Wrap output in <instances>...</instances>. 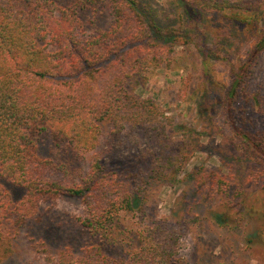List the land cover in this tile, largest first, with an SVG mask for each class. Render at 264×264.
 <instances>
[{
	"label": "trees",
	"instance_id": "16d2710c",
	"mask_svg": "<svg viewBox=\"0 0 264 264\" xmlns=\"http://www.w3.org/2000/svg\"><path fill=\"white\" fill-rule=\"evenodd\" d=\"M177 1L193 32L212 20L206 29L215 56L235 28L260 27L224 97L230 129L224 143L237 152L229 162L222 159L228 173L223 166L187 170L195 147L168 138L161 122L166 110L136 93L144 72L171 66L176 41L194 40L184 29L163 25L139 0H0V263L23 230L40 222L43 207L64 195L80 199L83 211L58 245L56 264H189L182 242L204 202L220 201L215 216L222 223L257 215L263 223L256 235L264 244V205L258 195L252 200L254 186L264 190V128L249 111L260 99L251 79L264 54V13L251 12L264 0ZM88 12L107 13L113 23L84 36ZM105 130L118 143L137 145L135 156L114 163L86 158ZM181 175L189 180L181 198L192 202L191 212L146 225L150 186L172 185ZM5 181L25 196L16 201ZM136 211L139 225L129 227L124 216Z\"/></svg>",
	"mask_w": 264,
	"mask_h": 264
},
{
	"label": "rangeland",
	"instance_id": "374dc122",
	"mask_svg": "<svg viewBox=\"0 0 264 264\" xmlns=\"http://www.w3.org/2000/svg\"><path fill=\"white\" fill-rule=\"evenodd\" d=\"M139 1L147 14L163 25L184 29L194 40L188 44L176 41L171 66L162 65L144 72L141 83L135 85L136 93L154 98L166 110L161 122L166 125L168 138L185 139L190 146L195 147L187 170L199 165L223 166V158L229 162L237 156L235 149L224 143V134L230 133L224 119V97L232 70L245 58L260 27L235 28L233 34L222 38L221 44L215 49L219 57L208 50L213 45V38L206 28H209L212 20L207 19V27L201 26L199 32H193L188 21L182 20V8L177 0ZM262 12L264 7L253 10L251 14L260 18L263 17ZM83 19L84 36L92 35L113 23V17L107 13L88 12L83 14ZM251 88L260 99L250 104V115L258 128H264V54L255 68ZM217 130H222V133H216ZM141 140H147L145 133ZM47 151L46 146L44 154ZM137 152V145L130 146L129 141L118 143L110 131L105 130L97 147L85 152V155L90 160L98 156L114 163L129 160ZM239 166L234 167L236 172ZM223 167L224 172L228 173V168ZM240 171H245L244 166ZM5 185L16 201L26 194L25 189L11 182L5 181ZM188 185L189 180H185L184 175L172 185L166 182L152 184L146 196L144 223L152 225L161 217L169 215L182 219L181 213L191 212L189 206L192 202L181 198L184 191H189ZM257 195L264 205V190L260 186L252 188L254 203L258 201L254 198ZM200 205L197 209L198 219L182 242V251L188 256L189 264H264V244L256 235L260 231L262 219L254 214L243 213L237 223L232 220L222 223L215 216L216 212H221L220 201H216L215 206L205 202ZM43 209L40 222L33 221L32 227L23 230L12 253L0 264H56L57 247L64 242L63 236L76 228L74 218L82 214L83 206L80 199L64 195L56 204L45 205ZM139 214V211L127 214L124 216L125 223L129 227L138 226Z\"/></svg>",
	"mask_w": 264,
	"mask_h": 264
}]
</instances>
